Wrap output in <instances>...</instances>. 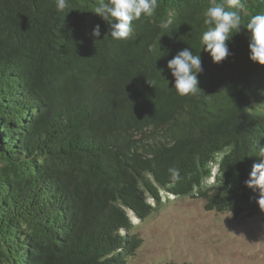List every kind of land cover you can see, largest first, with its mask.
Instances as JSON below:
<instances>
[{
    "label": "trees",
    "instance_id": "16d2710c",
    "mask_svg": "<svg viewBox=\"0 0 264 264\" xmlns=\"http://www.w3.org/2000/svg\"><path fill=\"white\" fill-rule=\"evenodd\" d=\"M97 3L0 0V264H131L130 213L157 211L162 192L264 220L244 183L264 148V65L248 30L213 63L200 40L211 0H159L121 41ZM235 10L246 24L264 0ZM184 48L201 56L196 95H178L167 68Z\"/></svg>",
    "mask_w": 264,
    "mask_h": 264
},
{
    "label": "rangeland",
    "instance_id": "374dc122",
    "mask_svg": "<svg viewBox=\"0 0 264 264\" xmlns=\"http://www.w3.org/2000/svg\"><path fill=\"white\" fill-rule=\"evenodd\" d=\"M217 171L213 165L212 174ZM213 175L207 182H213ZM144 219L130 213L140 244L131 264H264V220L204 209V201L162 192Z\"/></svg>",
    "mask_w": 264,
    "mask_h": 264
},
{
    "label": "clouds",
    "instance_id": "9594fccd",
    "mask_svg": "<svg viewBox=\"0 0 264 264\" xmlns=\"http://www.w3.org/2000/svg\"><path fill=\"white\" fill-rule=\"evenodd\" d=\"M159 0H98L94 12L110 26L109 35L114 41L127 39L133 32V21L142 16L151 17ZM240 6V0H211L203 10V24L206 27L200 40L203 51L207 52L213 63H221L231 52L226 42L230 41L234 33L241 31L243 25L248 30L249 59L264 65V13L252 15L246 24H242L240 14L235 10ZM57 11H64L68 7V0H55ZM167 25H172L169 18ZM92 35L100 37V26L93 28ZM200 53V52H199ZM167 68L174 78L173 88L180 96L196 95L202 89L199 87L198 74L203 71L201 56L196 55L189 48H184L167 61ZM148 84L155 87L154 80ZM259 162L252 165L249 178L245 185L253 190H259L257 204L264 211V148L257 154ZM172 179H180L178 169H171Z\"/></svg>",
    "mask_w": 264,
    "mask_h": 264
},
{
    "label": "bare ground",
    "instance_id": "6f19581e",
    "mask_svg": "<svg viewBox=\"0 0 264 264\" xmlns=\"http://www.w3.org/2000/svg\"><path fill=\"white\" fill-rule=\"evenodd\" d=\"M132 214V213H131ZM133 215V214H132ZM134 216V215H133Z\"/></svg>",
    "mask_w": 264,
    "mask_h": 264
}]
</instances>
